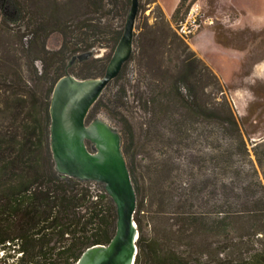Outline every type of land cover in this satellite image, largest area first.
<instances>
[{
    "label": "trees",
    "instance_id": "16d2710c",
    "mask_svg": "<svg viewBox=\"0 0 264 264\" xmlns=\"http://www.w3.org/2000/svg\"><path fill=\"white\" fill-rule=\"evenodd\" d=\"M29 1L0 0V40L6 37L16 45L28 72L24 76L22 61L10 63L9 58L0 57V264H75L87 247L109 242L116 213L101 182L57 174L49 143L50 96L54 83L65 73L92 77L91 68L98 66L96 75H101L109 53L75 60L70 66L68 61L99 45L113 51L121 34L95 38L89 32L92 25L84 21L75 27L80 34L72 40V20L63 15L58 0H37L36 7L29 6ZM73 1L83 4L86 15L101 13L106 5L121 14L130 3ZM188 6L186 0H179L171 21L161 13L154 35L142 40L137 53L132 51L86 118L91 120L101 111L110 124L120 126L122 151L136 196L133 219L138 237L133 264H264V184L252 160H248L251 173L234 169L241 181L248 176L251 180L237 191L230 187L235 191L232 200L222 196L207 204L204 186L216 187L218 177H182L180 163L171 156L154 158L149 148L151 142L166 140L180 151L189 136L186 122L211 121L219 129L209 135L202 130L205 140L226 134L248 156L238 120L223 93L218 94L223 91L222 81L194 52L184 50L187 43L171 26ZM55 33L59 45L49 48L47 41ZM173 44L183 46L177 52L178 64L155 63L154 48L163 46L162 57L170 50L165 47ZM129 61L137 62L144 71L138 83L144 81L145 89L140 91L136 85V106L142 115L138 132L120 111L128 105L123 98ZM152 70L154 81L145 76ZM113 84L118 85L115 101L107 96ZM252 150L264 180V139ZM141 153L144 162L137 159ZM220 155L216 151L211 156L214 170L217 166L228 170L231 164L220 160ZM201 158L204 160L203 155ZM199 180L202 184L196 187Z\"/></svg>",
    "mask_w": 264,
    "mask_h": 264
},
{
    "label": "rangeland",
    "instance_id": "374dc122",
    "mask_svg": "<svg viewBox=\"0 0 264 264\" xmlns=\"http://www.w3.org/2000/svg\"><path fill=\"white\" fill-rule=\"evenodd\" d=\"M36 3H35V2ZM42 1V0H41ZM63 6L64 16L71 19L73 25L72 40H76L79 36V30L76 26H81V22H88L90 26L89 32L95 34V38L110 37L114 32L122 33L127 11L118 13L112 5H106L101 13H90L86 15L85 8L81 2L71 0H58ZM179 1V0H178ZM176 0H138V10L134 23V46L133 50L137 53L138 46L142 44L145 37H152L154 29L160 25L161 13L168 21H171V13L178 3ZM40 2V1H39ZM39 2L30 0L29 6L36 7ZM177 2V3H176ZM189 4L186 13L174 22H171L173 30L187 43L188 48H184L186 52L192 51L200 57L219 77L223 83V96L228 100L234 115L236 116L239 127L248 150V156L240 153L237 142L229 136H216L217 140L211 136L205 140V136L201 135V131L206 135L210 131L217 128V125L211 121L195 123L191 120L186 122L188 138L185 139L187 144H183L180 151L173 150L175 145L170 142L156 143L151 142L149 148L152 155L157 158L171 156L172 160L180 163V171L182 177L189 179H204L205 175L218 177L216 187L210 184L205 185L202 191L203 200L207 204H213L219 198L226 197L232 200V192L238 190L237 187L246 184L251 180L248 176L241 181L240 177L234 173V169L243 170L244 174L251 173L250 163L252 160L257 172V176L262 178L261 168L257 165L252 147L264 139V0H186ZM169 15H167V13ZM91 17L90 20L86 18ZM195 18L199 26L193 33L188 35H180L177 32V25L181 21L187 20L192 22ZM82 30V28H80ZM156 34V33H155ZM59 45V35L53 34L47 41L49 48H55ZM98 45V44H97ZM179 45V44H178ZM16 45L9 41L6 37L0 40V57L10 59V63L16 59L24 70V76L28 77V72L25 71L24 59L20 58V54L15 49ZM183 48L171 45L169 51L164 52V56L159 54L163 50V46L154 48V62L165 63L172 65L178 64V53ZM90 57H101L109 53L106 64L109 61L112 52H109L107 46H96L92 49ZM178 52V53H177ZM162 58V60H161ZM105 64V66H106ZM37 68H41L39 61L35 63ZM92 77L99 75L98 66H93ZM105 69V67H104ZM104 72V70H103ZM144 71L138 66L137 62L129 61L125 70L126 81V97L123 99L128 102V105L120 109L123 114L128 116L136 131L139 130L140 122L142 121L141 112L136 106L137 90H144V81L142 83V74ZM154 71L147 73V80H153ZM144 76V77H145ZM149 76V77H148ZM143 77V78H144ZM154 81V80H153ZM118 85H110L107 90L109 100L115 101V94ZM100 118L111 127H114L119 132V124H110L104 114L99 111L94 118ZM90 121V120H88ZM120 133V132H119ZM218 141V142H217ZM221 144V147L218 146ZM185 145V146H184ZM262 148V147H261ZM260 150V148H259ZM222 154L220 160H224L231 164L228 170H224L222 166H215L213 161H210L213 154ZM144 153L138 155L137 159L141 162L146 161ZM201 155L204 156L202 160ZM250 158V159H249ZM196 182V187H200L201 182ZM219 181L227 184V187L222 186ZM234 187L233 191L230 187Z\"/></svg>",
    "mask_w": 264,
    "mask_h": 264
},
{
    "label": "water",
    "instance_id": "95a60500",
    "mask_svg": "<svg viewBox=\"0 0 264 264\" xmlns=\"http://www.w3.org/2000/svg\"><path fill=\"white\" fill-rule=\"evenodd\" d=\"M137 10L138 0H130L121 36L101 75L77 78L65 73L51 91L49 143L57 174L101 182L116 213L115 230L109 242L87 247L75 264H133L137 251L138 230L133 219L136 196L122 151L121 135L100 118L90 121L86 118L133 51ZM91 54L88 50L73 55L68 66Z\"/></svg>",
    "mask_w": 264,
    "mask_h": 264
},
{
    "label": "built area",
    "instance_id": "2783aa9c",
    "mask_svg": "<svg viewBox=\"0 0 264 264\" xmlns=\"http://www.w3.org/2000/svg\"><path fill=\"white\" fill-rule=\"evenodd\" d=\"M192 22L188 23L187 20H185L184 22L180 20V23H178L177 25V32L180 35H188L190 33H193L194 30L197 28V26H199V23L197 22V20L195 18L191 19Z\"/></svg>",
    "mask_w": 264,
    "mask_h": 264
},
{
    "label": "crops",
    "instance_id": "0c3cea01",
    "mask_svg": "<svg viewBox=\"0 0 264 264\" xmlns=\"http://www.w3.org/2000/svg\"><path fill=\"white\" fill-rule=\"evenodd\" d=\"M176 1H178V0H176ZM177 3V2H176ZM167 13V12H166ZM167 15H169L168 13H167Z\"/></svg>",
    "mask_w": 264,
    "mask_h": 264
}]
</instances>
